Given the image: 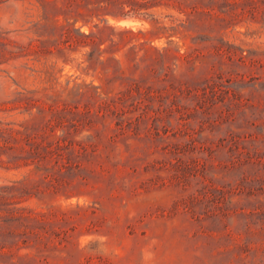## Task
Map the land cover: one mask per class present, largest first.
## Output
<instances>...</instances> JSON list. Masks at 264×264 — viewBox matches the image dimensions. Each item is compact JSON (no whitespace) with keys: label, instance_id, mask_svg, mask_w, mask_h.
<instances>
[{"label":"rangeland","instance_id":"374dc122","mask_svg":"<svg viewBox=\"0 0 264 264\" xmlns=\"http://www.w3.org/2000/svg\"><path fill=\"white\" fill-rule=\"evenodd\" d=\"M94 1L0 0V264H264V0Z\"/></svg>","mask_w":264,"mask_h":264},{"label":"trees","instance_id":"16d2710c","mask_svg":"<svg viewBox=\"0 0 264 264\" xmlns=\"http://www.w3.org/2000/svg\"><path fill=\"white\" fill-rule=\"evenodd\" d=\"M66 7H71L75 0H64ZM153 0H96L93 2L95 6H97L102 12H98L96 16L99 20L108 22V18L106 15H111L115 18H126L131 15H149L147 10L150 7L156 6V4H152ZM87 13H82L78 11V17L74 21L70 22V18H66L65 20L69 25H76L80 19L85 21ZM78 31L86 35L84 32L78 29Z\"/></svg>","mask_w":264,"mask_h":264}]
</instances>
